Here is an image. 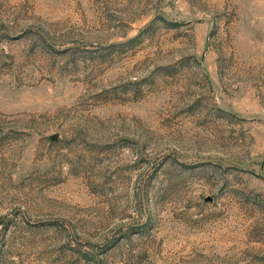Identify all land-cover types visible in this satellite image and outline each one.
Returning <instances> with one entry per match:
<instances>
[{
    "label": "rangeland",
    "instance_id": "1",
    "mask_svg": "<svg viewBox=\"0 0 264 264\" xmlns=\"http://www.w3.org/2000/svg\"><path fill=\"white\" fill-rule=\"evenodd\" d=\"M0 264H264V0H0Z\"/></svg>",
    "mask_w": 264,
    "mask_h": 264
}]
</instances>
